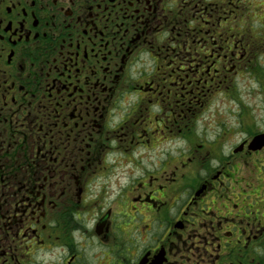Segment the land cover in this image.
<instances>
[{"label":"flooded vegetation","instance_id":"af4514ba","mask_svg":"<svg viewBox=\"0 0 264 264\" xmlns=\"http://www.w3.org/2000/svg\"><path fill=\"white\" fill-rule=\"evenodd\" d=\"M255 1L0 0V166L39 168L0 264H264V116L236 92L264 105ZM219 94L238 126L209 141Z\"/></svg>","mask_w":264,"mask_h":264},{"label":"rangeland","instance_id":"374dc122","mask_svg":"<svg viewBox=\"0 0 264 264\" xmlns=\"http://www.w3.org/2000/svg\"><path fill=\"white\" fill-rule=\"evenodd\" d=\"M250 2L254 4H258L255 0H232V4L226 8L228 12L234 6L242 7L246 6L248 9V5ZM228 6V5H227ZM243 23V22H242ZM246 25V23H244ZM260 66L264 68V59H260ZM264 79V75L260 77ZM253 78L244 77V80L237 84L236 92L239 90V101L246 105L248 110H259L256 114H262L264 116V105L263 102L259 100L258 96L252 98L249 94L246 93L248 90H254L255 86L249 82H251ZM209 98L208 102L204 105V119L201 118L200 121L197 122L196 132L201 133L204 128V134L207 135L209 141H212L215 138V135L218 133H227L232 134L235 128L238 126V105L237 100L230 101L228 97L219 94L217 96ZM246 124L252 125V119L248 115H244V120H242ZM257 121V120H256ZM261 124V122H258ZM235 140V139H234ZM236 141V140H235ZM233 142V138H230L227 142L224 143V152H227L228 146Z\"/></svg>","mask_w":264,"mask_h":264},{"label":"trees","instance_id":"16d2710c","mask_svg":"<svg viewBox=\"0 0 264 264\" xmlns=\"http://www.w3.org/2000/svg\"><path fill=\"white\" fill-rule=\"evenodd\" d=\"M1 155H3V153ZM1 159L10 161L9 154H7L5 158L1 157ZM38 170L39 168L35 166L27 167L22 165L19 160V153H17L16 164L12 163L11 165L6 164V166H0V207H4V199L7 201L10 200V194H12L13 190L17 193L26 192V186H32L33 184L23 179L37 175ZM13 186H15L16 189H14ZM19 188L21 189L19 190Z\"/></svg>","mask_w":264,"mask_h":264},{"label":"water","instance_id":"95a60500","mask_svg":"<svg viewBox=\"0 0 264 264\" xmlns=\"http://www.w3.org/2000/svg\"><path fill=\"white\" fill-rule=\"evenodd\" d=\"M252 146L260 147L262 144H264V136H256L251 142Z\"/></svg>","mask_w":264,"mask_h":264}]
</instances>
